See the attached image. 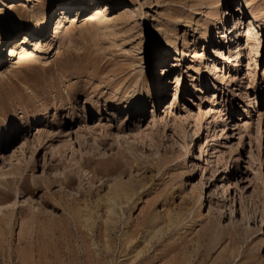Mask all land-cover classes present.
I'll list each match as a JSON object with an SVG mask.
<instances>
[{"label": "rangeland", "instance_id": "374dc122", "mask_svg": "<svg viewBox=\"0 0 264 264\" xmlns=\"http://www.w3.org/2000/svg\"><path fill=\"white\" fill-rule=\"evenodd\" d=\"M0 46V264H264V0H0Z\"/></svg>", "mask_w": 264, "mask_h": 264}, {"label": "bare ground", "instance_id": "6f19581e", "mask_svg": "<svg viewBox=\"0 0 264 264\" xmlns=\"http://www.w3.org/2000/svg\"><path fill=\"white\" fill-rule=\"evenodd\" d=\"M59 11L60 12H59V14L56 17V18H58L57 21H56V24H55L56 26H59V23H61L60 21L66 16V13H67V10H64V8H61ZM45 25L46 24L44 22L43 24H41L40 26L35 28L37 34L40 31L42 33L43 28L45 29V27H46ZM248 26H249L248 30H247L248 33H251V34L254 33V32L256 33L255 27L253 26L252 23L250 25H248ZM35 36H40V34L35 35ZM20 44H21L20 45L21 48H20L19 51L16 50L15 44L14 45H10V51H9V54H8V55H12V54L15 55V53H17L18 56H19L18 61H17L18 63H23L25 61H30V60L35 59L37 57L36 50L39 47L37 42H33L32 43V42H29L28 39L24 38L21 41ZM174 48L176 49L175 44H174ZM0 51H1V46H0ZM214 68H216V66H214Z\"/></svg>", "mask_w": 264, "mask_h": 264}]
</instances>
